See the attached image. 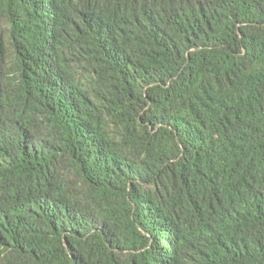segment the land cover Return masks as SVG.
<instances>
[{
	"label": "trees",
	"instance_id": "obj_1",
	"mask_svg": "<svg viewBox=\"0 0 264 264\" xmlns=\"http://www.w3.org/2000/svg\"><path fill=\"white\" fill-rule=\"evenodd\" d=\"M0 264H264V0H0Z\"/></svg>",
	"mask_w": 264,
	"mask_h": 264
}]
</instances>
